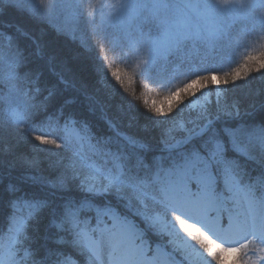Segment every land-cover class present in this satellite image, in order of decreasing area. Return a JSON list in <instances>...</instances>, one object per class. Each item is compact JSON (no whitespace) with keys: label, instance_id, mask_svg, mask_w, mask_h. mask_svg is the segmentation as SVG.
<instances>
[{"label":"snow or ice","instance_id":"1","mask_svg":"<svg viewBox=\"0 0 264 264\" xmlns=\"http://www.w3.org/2000/svg\"><path fill=\"white\" fill-rule=\"evenodd\" d=\"M8 10L41 33L0 23V264H264V0Z\"/></svg>","mask_w":264,"mask_h":264},{"label":"trees","instance_id":"2","mask_svg":"<svg viewBox=\"0 0 264 264\" xmlns=\"http://www.w3.org/2000/svg\"><path fill=\"white\" fill-rule=\"evenodd\" d=\"M0 23L24 24L30 30L36 32L37 35H40L41 33V26L32 24L31 22L27 21L25 18L17 15L11 10L6 11L5 14L2 17H0ZM42 39L49 46V50L57 54L58 58L66 63L67 73L70 78L76 79L77 81H81L84 83H88L91 81L92 79L91 71L90 69L84 67L82 60L76 54L74 45H72L70 42L66 41L63 38L56 36L54 33L48 30H44V35ZM97 51L99 52V48L97 49ZM196 54L197 52L193 51L191 53V57H193ZM241 55H243V53H241ZM108 56L113 66H117L120 68L124 67L118 60L112 59L111 52L108 53ZM229 70H230L229 67L226 66L225 68L218 70L217 74L222 75L224 71H229ZM140 83H141V78L137 77L136 84L133 86L135 88L137 95H139L141 90ZM175 83L176 82H174V84ZM149 88L152 90L153 95H155L156 92H160L161 95L165 94L166 92V89L152 84L149 85ZM258 88H264V80L261 79L252 80L247 87L241 85L239 88L234 89L231 95L243 97L249 92L250 89L255 90ZM27 147L28 146L22 145L23 150H27ZM55 159L56 157H51V160H55ZM49 163H50V159L42 158L41 167L47 171Z\"/></svg>","mask_w":264,"mask_h":264},{"label":"rangeland","instance_id":"3","mask_svg":"<svg viewBox=\"0 0 264 264\" xmlns=\"http://www.w3.org/2000/svg\"><path fill=\"white\" fill-rule=\"evenodd\" d=\"M202 55H203V51L201 50L199 53H197L196 55H194L192 58L198 59L199 56H202Z\"/></svg>","mask_w":264,"mask_h":264}]
</instances>
